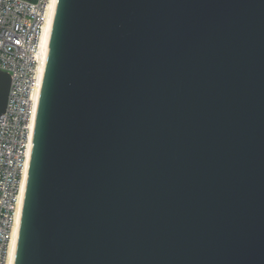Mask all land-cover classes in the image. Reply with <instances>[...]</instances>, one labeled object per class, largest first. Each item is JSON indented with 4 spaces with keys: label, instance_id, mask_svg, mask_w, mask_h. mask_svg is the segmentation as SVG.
<instances>
[{
    "label": "water",
    "instance_id": "1",
    "mask_svg": "<svg viewBox=\"0 0 264 264\" xmlns=\"http://www.w3.org/2000/svg\"><path fill=\"white\" fill-rule=\"evenodd\" d=\"M15 264H264V0L56 1Z\"/></svg>",
    "mask_w": 264,
    "mask_h": 264
},
{
    "label": "built area",
    "instance_id": "2",
    "mask_svg": "<svg viewBox=\"0 0 264 264\" xmlns=\"http://www.w3.org/2000/svg\"><path fill=\"white\" fill-rule=\"evenodd\" d=\"M52 0H0V73L10 77L0 116V264H9L40 95L41 36Z\"/></svg>",
    "mask_w": 264,
    "mask_h": 264
},
{
    "label": "bare ground",
    "instance_id": "3",
    "mask_svg": "<svg viewBox=\"0 0 264 264\" xmlns=\"http://www.w3.org/2000/svg\"><path fill=\"white\" fill-rule=\"evenodd\" d=\"M56 1L57 0H52L50 10H49L48 22H47V24L44 28L43 34L41 36L40 54L42 57L43 66H44L45 55H46L48 39H49V34H50V29H51L52 19H53V15H54ZM42 71H43V68H42ZM42 71H41V73H42ZM33 136H34V134H33ZM31 154H32V145H31V151L29 154V161H28V165H27V173L25 174L24 181H23L21 201H20V212H19V215L17 218V225H16V229H15V233H14V238H13L11 248H10L9 264H15L16 252H17V246H18V240H19V232H20V223H21L22 210H23L27 180H28V170H29V166H30Z\"/></svg>",
    "mask_w": 264,
    "mask_h": 264
}]
</instances>
